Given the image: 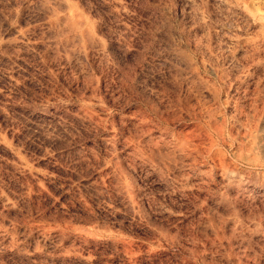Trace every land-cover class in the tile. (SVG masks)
I'll return each instance as SVG.
<instances>
[{
    "label": "rangeland",
    "instance_id": "obj_1",
    "mask_svg": "<svg viewBox=\"0 0 264 264\" xmlns=\"http://www.w3.org/2000/svg\"><path fill=\"white\" fill-rule=\"evenodd\" d=\"M263 146L264 0H0V264H264Z\"/></svg>",
    "mask_w": 264,
    "mask_h": 264
},
{
    "label": "bare ground",
    "instance_id": "obj_2",
    "mask_svg": "<svg viewBox=\"0 0 264 264\" xmlns=\"http://www.w3.org/2000/svg\"><path fill=\"white\" fill-rule=\"evenodd\" d=\"M180 140H181V138H180ZM183 140V139H182ZM186 142V141H185ZM261 145V144H260ZM264 147V146H263ZM252 166H254L255 168H261V167H264V160H262V161H259V160H256L255 162H254V164L252 165ZM231 170V169H230ZM223 172V171H222ZM229 174V173H228ZM226 176H228V175H226ZM229 178V177H228ZM232 179V178H231ZM263 188V187H262ZM264 190V189H263Z\"/></svg>",
    "mask_w": 264,
    "mask_h": 264
}]
</instances>
